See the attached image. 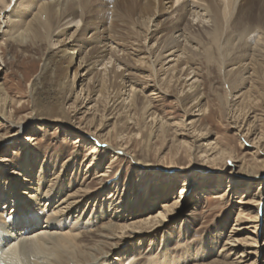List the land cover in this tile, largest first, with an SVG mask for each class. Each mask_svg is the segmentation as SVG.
Here are the masks:
<instances>
[{
  "label": "bare ground",
  "instance_id": "obj_1",
  "mask_svg": "<svg viewBox=\"0 0 264 264\" xmlns=\"http://www.w3.org/2000/svg\"><path fill=\"white\" fill-rule=\"evenodd\" d=\"M178 2L179 0H0V34L7 36L9 43L20 46L28 43L33 49L46 51L41 74L30 90L31 98L36 102L32 105L31 115L27 120L11 121L17 110H11L12 101L4 94V89L0 86V117L12 125H17V131L8 137L0 135V147L4 143L9 144L24 127L26 128L28 122L36 119L57 125L70 123L72 128L83 131L69 122L70 117L65 109L68 100L78 98V94L72 95V89L76 81L80 80L78 70L83 65V69H86L87 74L90 75L89 82L93 85L83 99L89 96L87 100L95 102V105L98 99L107 94L106 97L104 96L107 111L129 119H133L137 111H142V114L149 119V128H151L149 132L146 131V134L142 135V140L148 144L152 138V126H157L161 131L165 129L166 122L158 118L155 111H151V100L136 84L131 70L142 74V69H146L148 79L154 83L153 91H167L173 82L172 86L178 92L179 102L185 104L195 101L196 105L193 108L198 107L197 111L200 113L205 111L200 104L202 99L200 88L204 84L199 79L198 72L191 67L195 57H203L208 64L212 62L215 64L227 88L224 96L221 97L222 102L227 105V108L229 107L234 124L238 123L241 127L247 126L246 134H252L256 116L255 114L252 116V121L248 120V117L254 113V106L259 98L251 92L258 88V84L264 83V63L262 62L264 61V0H189L174 9L173 3ZM189 12L193 17L199 18V23L208 21L211 24L210 27L203 25V32L200 29L195 30L187 18ZM168 14H170L169 22H164L166 19H160ZM107 19L111 20L105 27V23L100 21L107 22ZM155 20L157 22L153 25L154 30H151V24ZM117 21L121 22L122 29L126 26L141 29L140 24L143 27L139 33L140 39H123L121 43L114 35ZM156 31H159L156 34H160L161 37L165 34L170 35L171 40L168 43L162 40L163 44L160 45V42L153 49L156 40L152 45L146 42L155 37L152 34ZM88 33L91 36L86 38ZM176 33H179L177 37H182V41L174 37ZM59 38L62 39L59 40ZM60 43L62 47L56 53L53 47ZM83 43L92 44V46L85 50ZM100 44L101 46H98ZM112 44H116L118 49L111 47ZM107 46L111 49L108 50ZM131 46H134V51L139 52L140 56L137 60L133 59V56L132 62H127L125 60L132 55L129 52ZM52 50L54 51L51 52ZM69 50H73L72 55L68 54ZM121 52L122 57L119 55ZM165 52H169L168 55L165 56ZM167 56H174L176 60L172 62V66L163 69L162 62ZM77 60L78 65L75 66ZM108 64L111 66L108 67ZM96 65H100L101 68L97 70ZM120 65L124 70L117 72L116 68ZM189 70L191 72H188ZM70 73L71 78H69ZM244 73H248L246 78ZM160 75H162L161 79H159ZM159 82H163L164 86H160ZM247 86L248 90H246ZM242 89L245 90L241 92ZM93 97L95 98L92 99ZM36 103L41 105L36 106ZM102 119L101 116L96 132L83 131L84 135L93 141L100 142L103 147V150L94 147L87 153L91 156L88 169L97 165L102 159V157L98 158V162L95 163L97 153L102 156L107 149H112L114 154L123 150L113 147L108 141L102 139L105 136L108 137L109 132L104 135L99 134V137L93 136L100 131ZM195 124V119H190L187 125L182 122L186 133L182 132L181 135L191 137L188 131L192 129L196 132ZM75 134L77 136L72 144L79 147L83 138L79 135L80 132ZM206 136V133H200L201 138ZM182 143H180L181 146ZM190 144L188 148L190 157L193 153L203 151L201 146L197 147L193 145V142ZM206 146L210 148H205L204 153L213 151L209 156L210 161L223 159V151H216L217 147L209 142ZM0 161H2L1 165L5 166L9 160L3 158ZM51 167L52 164L46 165L48 173ZM64 167V164L61 165L60 171H63ZM140 167L148 168L144 165ZM22 171V178L18 174V178L15 177L12 180L6 178L8 184L4 188L1 184L5 180H0V254L5 255L3 260L0 259L1 264H122L123 259L117 263L112 257L119 258V256L130 254L129 250L123 252L129 246L126 244L128 240L137 239L141 242L142 239L139 237L144 232L153 233L155 229L163 228L164 222L174 214L175 208L181 206L182 198L187 193L185 187H181L179 198L170 205L163 203L154 215L133 214L134 216L130 217L131 220H125L129 219L128 216L119 214L116 216L119 221L110 220L94 228L102 211L98 207L99 210L96 213L89 212L86 216V212L81 210L89 196L87 188L77 186L71 188L73 182L58 176L55 190L43 191L40 185L41 182L42 184L45 182V178L42 181L36 180L31 166ZM229 174L231 175L229 186L237 185V180H232L233 172L230 171ZM105 175L106 173L100 172L96 173L95 177L102 178ZM260 177V175L252 174L246 178L251 181ZM11 181H14L13 186L10 184ZM226 195L227 192L216 193L213 194V198L225 199ZM242 203L251 206L238 207L236 221L240 223L248 221L251 223L248 227L257 231V226L264 220L260 218L264 209V197L260 194L258 198L248 199ZM9 206L11 212L7 210ZM102 208L104 209L105 206L103 205ZM104 212L107 211L104 210ZM251 212L253 216L250 215ZM51 225L54 226L51 227ZM239 233L241 229L233 228L225 239L226 242L221 251L226 246L231 251H236L240 247L239 243L242 242L241 239H237ZM218 234L221 236L220 232ZM89 235L95 236L96 239L88 240ZM164 240L167 241L163 243L160 251L172 250L173 247L169 243L171 235H166ZM205 243L207 246V241ZM123 244L126 245L123 246ZM215 244L216 242H213L212 246ZM212 246L209 249H212ZM38 249L42 252L36 251ZM246 257L248 256L239 252L237 258L240 260L235 264H240L242 258H245L243 262H246ZM195 262L192 264H197ZM177 263L171 258L163 257L154 264ZM209 264L233 263L214 260Z\"/></svg>",
  "mask_w": 264,
  "mask_h": 264
},
{
  "label": "rangeland",
  "instance_id": "obj_2",
  "mask_svg": "<svg viewBox=\"0 0 264 264\" xmlns=\"http://www.w3.org/2000/svg\"><path fill=\"white\" fill-rule=\"evenodd\" d=\"M186 1L189 0H179L178 3H173V8L175 9ZM187 18L195 30L200 29L203 32V25L208 28L211 25L208 21L199 23V18L193 17L190 12ZM160 19H166L164 22H169L170 14L164 15ZM110 20L107 19V22L101 20L100 22L105 23V27H107ZM156 22L157 20L152 22L151 30H154L153 25ZM116 25L114 35L121 43L131 38L140 39L139 33L143 28L140 24L141 29L136 27L137 25L136 28L126 26L122 29L120 21H117ZM158 28L160 29V27ZM157 32L159 31L152 34L155 36L154 38L152 37L146 42V44L152 45L156 40L153 49L160 42L162 45V40L166 43L171 40L170 35L165 34L161 37L160 34H156ZM89 34L86 35V38L91 36ZM178 35L179 33H176L174 37L182 41V37H177ZM6 39L7 41H5ZM140 43L142 44L143 41L141 40ZM82 46L88 50L92 44L83 43ZM61 47L60 43L53 48L57 53ZM111 47H115V50L118 49L116 44H112ZM130 48L129 52L132 55L125 60L127 62H132L133 59L137 60L140 56L139 52L134 51V46ZM107 49L110 50V46H107ZM72 51L69 50L68 54L72 55ZM168 53L165 52V56ZM45 55V50L33 49L28 43L22 46L9 43L8 37L0 34V86L4 89V94L12 101L11 110H17L12 117L11 121L13 122L27 120L31 115L32 105L36 100H32L30 90L41 74ZM119 55L122 57V52ZM173 57H166L162 62L163 69L172 66V62L176 60ZM262 62L264 63V61ZM76 63L75 66L78 65V60ZM111 64L107 66L109 67ZM156 67L159 69V65ZM191 67L198 72L199 79L204 84L200 88L202 93L200 104L205 108V111L200 113L197 111L198 107L193 108L196 105L195 101L185 104L179 102L178 92L172 86L173 82L167 91H153L154 83L148 79L146 69H142V74L131 70L134 81L141 87L143 94L149 96L151 100V111H155L158 118L160 117L166 122L165 129L161 131L157 126H152V138L148 144H145L142 135L146 134V131L149 132L151 128H149V119L142 114V111H137L133 119H129L107 111L105 100L107 94L98 99L95 105V102L87 100L89 96L85 100L83 99L93 88L88 79L90 75L87 74L86 69H83V65L78 70L80 80L76 81L72 89V95L78 94V98H71L65 106L70 117L69 122L83 131L93 132L102 116L101 129L97 135L93 136L99 137V134L104 135L109 132L108 137L105 136L102 139L108 141L113 147L123 150L114 154L112 149H107L104 150L102 156L97 153L98 157L95 158V163L98 162V158L102 157V159L97 165L88 169L91 156L87 153L94 147L103 150L100 142L93 141L84 135L83 131L72 128L70 123L57 125L36 119L28 122L26 128L24 127L9 144L4 143L0 147V159L7 158L9 160L5 166L0 163V180L18 178L17 174L22 178V169L31 166L32 174L36 180L42 181L45 178V182L43 184L41 182L40 185L43 191H54L58 176L73 182L71 188L76 186L87 188L89 196L81 210L87 213H85L86 216L89 215V212L96 213L99 210L98 207L102 211L94 228L110 220L119 221L116 219L119 214L128 216L129 219L125 220H131L130 217L132 218L133 214L154 215L160 210L163 203L170 205L178 199L180 188L184 186L187 193L182 198L181 206H179L181 208L177 207L173 210L174 214L167 218L164 227H158L160 229H155L153 233L144 232L139 237L142 239L141 242H138L137 239L128 240L126 244L129 246L123 252L129 250L130 254L119 256V258L118 256L112 257L115 262L120 263V260L123 259L122 264H154L165 257L178 262L177 264H192L195 261L197 264H209L214 260L235 264L240 260L237 258L238 253L242 252L248 257H246V262H243L245 258H242L240 264H264V209L260 215L263 222L257 226V231L248 227L251 224L248 221L240 223L235 219L238 207L251 206L243 204L242 201L254 200L260 194L264 197V83L258 84V88L253 91L250 89L251 94L255 93L254 95L259 98V101L254 106V113L248 117V120L252 121V116L254 114L256 116L253 122L255 126L252 130L254 134H246L247 126L242 125L241 127L238 123L234 124L229 107L227 108V105L221 100L227 88L215 64L213 62L208 64L203 57H195ZM99 68L101 66L96 65V69ZM116 69L117 72L124 70L122 65ZM125 74L128 73L125 72ZM244 74V78H246L248 73ZM69 76L71 78V73ZM161 77L162 75L159 79ZM162 83L158 84L164 86ZM244 90L242 89L241 92ZM246 90H248V86ZM80 94L81 96H79ZM40 105L36 103V106ZM190 119L196 120L197 131L194 132L190 129L188 133L192 136L188 138L186 135H181L182 132L186 133L182 122L187 125ZM15 131H17V125H12L0 117V135L8 137ZM54 132L55 134H52ZM75 132H80L79 135L83 138L79 147L72 144L77 136ZM200 133H206L207 136L201 138ZM31 137L34 139L28 140ZM181 142H183L182 146ZM190 142H193V145L197 147L201 146L203 153H193L192 149L193 154L190 157L188 149L191 145ZM207 142L216 146V151L224 152L223 159L215 162L210 161L211 157L209 156L213 151L204 153V149L209 147L206 146ZM50 164L53 169L50 168V173H48L46 165ZM63 164L65 167L63 171H60ZM142 165L148 166V168L143 169L140 167ZM230 171L233 172L232 180H237V185L229 186ZM100 172L106 173V175L102 178L95 177V174ZM220 173H222L221 176ZM251 173L260 175V179L255 178L248 181L246 177L252 175ZM6 184L8 183L5 180L1 184L2 188L7 186ZM10 184L13 186L14 181H11ZM224 192H227L225 199L213 198V194ZM8 209L11 212L10 206L7 207ZM250 215L253 216V213L251 212ZM82 216H84L83 212ZM53 226L51 225V227ZM233 228L241 229V233L237 235L238 237L236 236L237 239L242 240L239 243L240 247L236 251H231L226 246L221 251L224 242H226L225 239ZM218 232L221 233V236ZM166 235H171L169 243L173 249L164 252L160 250L163 243L167 241L164 240ZM87 238L88 240L96 239L93 235H89ZM132 240L133 242H131ZM206 241L207 246L205 245ZM213 242H216L214 246H212ZM210 246L212 249H209ZM3 255L4 253L0 254L2 260L5 256ZM2 260H0V264Z\"/></svg>",
  "mask_w": 264,
  "mask_h": 264
}]
</instances>
